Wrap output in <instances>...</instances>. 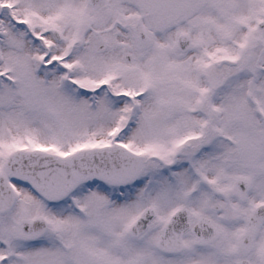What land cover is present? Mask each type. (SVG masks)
I'll list each match as a JSON object with an SVG mask.
<instances>
[{
	"label": "snow or ice",
	"instance_id": "snow-or-ice-1",
	"mask_svg": "<svg viewBox=\"0 0 264 264\" xmlns=\"http://www.w3.org/2000/svg\"><path fill=\"white\" fill-rule=\"evenodd\" d=\"M0 264H264V0H0Z\"/></svg>",
	"mask_w": 264,
	"mask_h": 264
}]
</instances>
